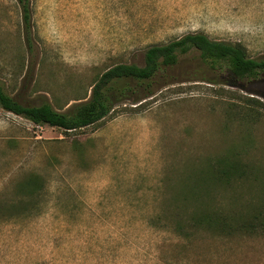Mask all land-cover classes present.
<instances>
[{
  "label": "rangeland",
  "instance_id": "rangeland-1",
  "mask_svg": "<svg viewBox=\"0 0 264 264\" xmlns=\"http://www.w3.org/2000/svg\"><path fill=\"white\" fill-rule=\"evenodd\" d=\"M31 6L29 48L17 0H0V79L25 104L65 110L108 68L143 66L148 47L190 32L264 57V0ZM198 55L181 57L145 102L133 103L143 89L128 94L112 115L77 130L0 107V264H264V230L215 236L187 221L203 207L231 221L264 204L262 171L216 178L234 157L264 168V74L239 79ZM144 112L151 134L139 123L118 133L115 118ZM31 174L40 187L23 193Z\"/></svg>",
  "mask_w": 264,
  "mask_h": 264
},
{
  "label": "trees",
  "instance_id": "trees-1",
  "mask_svg": "<svg viewBox=\"0 0 264 264\" xmlns=\"http://www.w3.org/2000/svg\"><path fill=\"white\" fill-rule=\"evenodd\" d=\"M17 2L22 14V24L27 30L26 43L31 48L32 41L29 35L32 27L31 0H17ZM191 52H198L203 62L211 67L221 68L226 65L239 79H250L264 74V57L250 56L243 44L213 39L204 32H190L167 43L153 44L148 47L144 54L143 66L136 63H117L108 68L92 84L90 95H86L83 100L65 110L56 109L50 102H43L40 105L25 104L8 93L1 79L0 107L38 125L77 130L112 115L116 106L127 100L128 94L135 95L143 89V94L137 96L133 103L145 102L144 99L155 94L154 88L160 84L162 77L164 80H167L168 76L169 79L171 78L167 73L168 69L176 66L181 57ZM203 80L209 81L207 78ZM229 161L226 164L227 168L217 171L218 180L226 182L234 176L246 179L250 174L254 177L261 171L264 174V168L256 172H254L255 168L245 169L235 157ZM254 179H259V174ZM259 183L262 186L264 180ZM39 187L38 176L31 174L20 184V191L34 194ZM209 210L205 207L198 209V212L190 215L187 221L195 228H207L213 233L218 231L215 236L235 226L248 232L264 230V204L255 207L248 215H240L231 221L223 217V211Z\"/></svg>",
  "mask_w": 264,
  "mask_h": 264
},
{
  "label": "crops",
  "instance_id": "crops-1",
  "mask_svg": "<svg viewBox=\"0 0 264 264\" xmlns=\"http://www.w3.org/2000/svg\"><path fill=\"white\" fill-rule=\"evenodd\" d=\"M143 115H129V114H123V115H120L119 117L115 118V121L113 122L114 123H118L119 125V128L120 130L118 131V133H127V132H122V129L125 128L126 131H128L127 128H131L132 125L136 124V123H139L140 126H142L143 128H147L148 129V134H151L152 133V125L151 124H147L145 125L143 123V121H141V118L143 119L144 116L146 117V112L142 113ZM136 118L134 120H132L133 118ZM130 130V129H129ZM129 132V131H128ZM157 134H159V132H157Z\"/></svg>",
  "mask_w": 264,
  "mask_h": 264
}]
</instances>
